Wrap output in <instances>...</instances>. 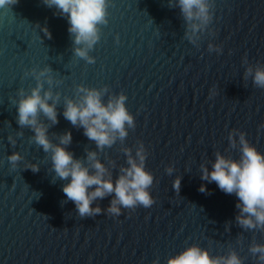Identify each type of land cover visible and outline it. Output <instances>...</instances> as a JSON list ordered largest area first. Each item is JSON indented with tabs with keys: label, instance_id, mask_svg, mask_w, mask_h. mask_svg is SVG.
Returning a JSON list of instances; mask_svg holds the SVG:
<instances>
[{
	"label": "water",
	"instance_id": "1",
	"mask_svg": "<svg viewBox=\"0 0 264 264\" xmlns=\"http://www.w3.org/2000/svg\"><path fill=\"white\" fill-rule=\"evenodd\" d=\"M206 3L209 19L193 32L200 22L186 20L177 0H106L91 62L76 55L83 45L55 6L0 5V264H168L190 246L210 258L234 254L241 264H264V252L252 251L264 247V225H241L235 194L201 179L216 153L239 160L240 134L264 154V87L253 82L264 69V0ZM38 82L42 96L52 94L56 122L42 112L36 119L52 144L71 133L63 147L75 159L87 165V153L96 152L115 182L129 156L140 163L142 149L153 176L150 207H121L115 216L108 194L91 205L100 213L78 214L51 152L35 142L32 126L17 123L19 101ZM81 88L99 91L105 105L126 97L133 117L126 136L98 149L64 117L65 101H79ZM13 153L16 162L8 159Z\"/></svg>",
	"mask_w": 264,
	"mask_h": 264
},
{
	"label": "clouds",
	"instance_id": "2",
	"mask_svg": "<svg viewBox=\"0 0 264 264\" xmlns=\"http://www.w3.org/2000/svg\"><path fill=\"white\" fill-rule=\"evenodd\" d=\"M15 0H0V5L14 3ZM49 6H55L60 15L66 16L68 32L73 34V42L83 45L74 49L77 56L87 57L88 49L98 40V25L105 23L106 0H44ZM181 12L186 20L199 21L191 25L195 32L201 24L207 23L208 4L206 0H177ZM46 34L51 36L47 29ZM47 71V69H45ZM251 72V69H248ZM41 76L44 72L40 73ZM50 82V81H49ZM253 82L258 87H264V69H257L253 73ZM42 84L39 82L31 94L21 99L17 106L19 125L32 126L34 139L42 146L45 152H51L52 168L55 174L68 182L63 185L62 191L66 198L71 200L81 217L91 216L101 212L97 207H91L97 198L114 194L107 212L120 215L121 207L134 208L137 205L150 207L154 200L148 188L153 182V176L143 167L145 159L142 149L138 150V164L131 156L128 158L127 168L121 169V175L113 182L105 166L97 159L96 152L87 153V165L66 150L63 145L71 141V133L66 132L60 137L59 144H52L47 138L46 128L36 119L37 113L42 112L53 123L56 122L55 103L49 104L51 92L41 95ZM83 95L79 101H65L64 117L73 125L83 127L84 135L95 141L97 148L111 146L117 139L126 136L125 124L133 123V117L128 113L124 101L126 97L119 95L106 105L101 102V93L95 89H79ZM231 139V136H230ZM241 156L239 160L225 158L216 153L211 169L201 166V179L215 182L217 187L226 194H235V206L240 209L237 221L247 227L264 225V154L250 145L245 136L240 134ZM9 161L16 162L20 156L13 153ZM33 171H37L35 165ZM171 171V169H167ZM94 186V187H93ZM180 179L173 182V188L179 190ZM204 192L205 186L198 189ZM244 214H248L245 216ZM254 218V220H253ZM255 221V223H254ZM253 252H264V247L257 246ZM168 264H241L234 254L228 258H210L206 250L197 246H190L179 254L170 257Z\"/></svg>",
	"mask_w": 264,
	"mask_h": 264
}]
</instances>
